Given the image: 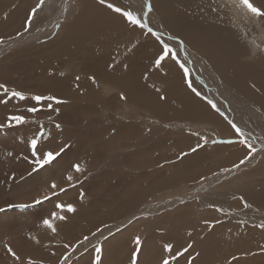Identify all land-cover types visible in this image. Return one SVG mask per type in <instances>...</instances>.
<instances>
[{
	"label": "rangeland",
	"instance_id": "rangeland-1",
	"mask_svg": "<svg viewBox=\"0 0 264 264\" xmlns=\"http://www.w3.org/2000/svg\"><path fill=\"white\" fill-rule=\"evenodd\" d=\"M159 1L155 0L152 8H146L141 16L143 23L146 22L144 15L152 10L158 20L163 22L166 33L157 35L159 39L157 36L154 38L150 35L149 30H146L149 29L148 27L143 29L131 26L123 17L105 6L111 3L122 10L131 11L140 20L139 15L143 11L139 1L105 0V4H100L98 0H86L81 10L79 9L74 14L73 21L64 29L55 32V35L52 34L41 41L26 42L0 53V85H4L8 90L5 93L4 89H0V264H60L62 258L74 247L78 249V252H74L68 264H96L97 248L100 249L99 264H133L134 255L136 264H162V260L165 259L162 250L168 254L170 264H197L199 259H196V255L187 254L191 248L188 247L189 240L184 241L188 244L184 245L180 251L171 249V252L164 249L170 244L163 245L160 242L163 236L168 239L175 237L174 230L169 229L168 223L173 217L175 219L181 209L187 214L181 224L185 228H188L191 222L199 224L203 229L225 228L224 235L226 236L231 235L232 226L236 223L238 226L243 222L237 229L255 231L264 239L261 234L264 230V204L251 207L239 197H235L230 199L231 209L227 210L229 212L225 211L220 215L214 209L216 216L214 213L207 216L214 218L211 220L206 218V221H201L199 218L210 207H204L196 199L193 202L188 200L186 205L174 206L171 210H164L163 213L157 215L134 219L136 221L127 224L123 230L108 233V236L90 241L87 245H82L80 249L77 246L79 242L85 240V237L92 239L91 235L101 228L112 230V224L135 215L143 207L165 203L175 197L185 195L208 179L226 171L231 165L225 164L226 167L220 168L214 166L219 158V155L217 157L215 155L216 150L220 151L221 155L218 161L223 160L224 162L226 151L231 148L229 146L243 140L244 144L240 143L242 148L236 147L238 151L234 149L237 156L235 162L234 160L227 162L234 165L243 159L242 156L252 151L253 146L240 134L237 135L238 140L235 135H231L228 139L226 137L230 135L222 130L226 135L219 137L214 132L215 128L210 124L213 127L211 128L207 123L212 118L209 109L206 113H197V115L193 113L192 107L184 110L186 107L179 106L185 96L188 98L191 96L181 89V84L191 92L193 103L202 102L204 109L206 105L204 95L198 88V82L190 78L189 71L185 77V68L180 66L182 64L175 63L174 65L169 62L165 65L168 61L164 59L158 68L155 63L163 53L164 40L167 37H173L177 44L184 45L180 37L168 33L172 31L169 25L176 24L177 27H183L184 32H172L184 33L189 39H197L194 40V51L205 58L209 57L208 53L212 49L219 46L221 39L232 33L231 29L235 27L232 21L235 18L232 20L229 15H224L225 13L220 10L221 4L219 5L218 0H188L191 4L184 8L180 4L177 6L179 8H176V4L181 0H167L171 2V7L167 8L157 6L156 3ZM64 2L67 3V0H50V2L47 0H0V46L24 35L23 33L29 27L33 31L38 29ZM40 4L46 6L45 15L42 18L31 17L32 11L36 10ZM170 9L173 10L170 11ZM241 13L238 22L239 29L243 25L242 30L246 39L251 41L258 39L257 36L255 37L257 30L251 26L253 25L252 17L248 18L244 10ZM260 18L257 17L258 23H262ZM251 30L253 32H250ZM55 38L57 39L54 42ZM94 41L95 45L88 47L89 49L98 48L100 44H112L113 58L118 60L112 69V83L109 79L93 81L91 84L96 86L89 91L92 93L95 90L96 92L91 100L85 101L86 104L83 103L84 101L83 104L80 103L82 106L79 110L74 109L77 101L68 100L63 93L53 92L49 95L57 96L56 100L63 101L59 104L49 100L37 103L32 99L33 96L45 94L41 87L47 84L44 74L56 67L61 68H58L59 72L65 75L74 73L73 76L76 78L77 72L74 70L78 55L74 52L81 51L82 48L86 49ZM142 41L145 42L146 47H156L157 52L150 54L142 48L138 49ZM214 41L217 43L213 44ZM241 43L244 48H248L246 41L242 40ZM75 44L80 49L71 51ZM153 57L156 58L152 61ZM245 60L244 62L239 61L238 64L249 66L248 63L251 62L247 61L248 59ZM254 63L252 61L251 64ZM167 66L172 67L176 72V87L171 86L176 85V82L168 83L170 74L166 73ZM67 70H69L68 73ZM155 70L157 74H154ZM188 84L191 87H188ZM13 91L22 93L25 98L20 100L11 97L9 94ZM68 91L72 90L68 88ZM198 92L199 95L196 94ZM49 104L51 108L48 107ZM55 105H60L61 108L56 110ZM33 107L37 111L29 112L28 109ZM64 107L72 108L77 116L75 118L67 116L62 119L58 114L64 110ZM11 116H21L24 122L16 124L15 121H9ZM57 124L60 125L59 128L56 127ZM96 126L95 133L93 129ZM219 128L231 130L228 125L223 124H219ZM22 131L26 135L23 136ZM126 132H130L131 135L135 133V135L131 137ZM175 132L178 133L176 134L178 137ZM36 138L39 141L36 140V148L33 149L31 140ZM67 140L68 142H65ZM188 141L191 143L189 144ZM26 142H28L27 149ZM224 145L229 148H223ZM214 146L215 151L211 152L210 148ZM34 151L36 156H33ZM48 152L54 155L59 153L50 162L51 166L46 167H54L58 171L49 170L50 182L41 181L40 178L32 180L33 185L29 187L32 189L30 194L26 198L21 194L19 199L23 200L15 203L16 196L12 190L18 186L27 188L25 185L18 184L29 181L32 173L42 170L38 168L33 171L37 167L34 161L38 157L43 159V155ZM75 166H79L80 171H76ZM260 166L239 170L238 174L232 175L224 183L231 189L240 186L242 189L240 192L246 195L260 194L264 188V169H258ZM205 170L208 172H203ZM236 175L239 177L235 178ZM69 176L72 178L70 181L67 179ZM248 182L249 184L244 186ZM53 183L56 184L55 189L51 187ZM81 193H83V198H81ZM37 201L40 202L37 203ZM238 203L243 205L242 208H234ZM57 204L72 205L75 212L69 213L61 210L56 207ZM20 205L24 207H19ZM82 208L85 209L84 212ZM53 213H56L57 217L64 216L65 219H53ZM234 215L237 216V221L232 217ZM27 219L28 223H34L33 226L25 227L24 222ZM44 220H49L54 224L55 233L44 226ZM188 233L190 232L183 233V236L189 237ZM137 238L139 245L136 243ZM260 244H257L256 252L264 256V243L261 246ZM181 246L182 243L177 247ZM6 249L15 250L14 255L3 256ZM218 257L224 256H217L214 259L215 262L211 264H233L232 258L219 259ZM179 258L183 260L177 262Z\"/></svg>",
	"mask_w": 264,
	"mask_h": 264
},
{
	"label": "bare ground",
	"instance_id": "bare-ground-1",
	"mask_svg": "<svg viewBox=\"0 0 264 264\" xmlns=\"http://www.w3.org/2000/svg\"><path fill=\"white\" fill-rule=\"evenodd\" d=\"M47 1L50 2V0H47ZM85 1L86 0H67V3L64 2L49 18H47L45 20L46 22L42 26H40L38 29L33 31L32 28L29 27L27 29V31L25 33H23L24 35L7 41L3 46L1 45L0 46V53L3 51L5 52L6 50H8L12 47L20 46L26 42L32 43L33 41H36V40L41 41V40L49 37L52 34L55 35L56 34L55 32H57L59 29H64L66 25L68 26V24L73 21L74 14L79 9L81 10V7L83 6V2H85ZM123 1L127 2L128 0H123ZM134 1H136V2L139 1V3H140V7H141V10L143 12L141 13V15H139V18H140V21L143 23L141 16L146 11V8H150V7L152 8L153 2H155V0H134ZM168 1L164 0V3L161 4V6L162 7L165 6L164 8L171 7V2H168ZM218 2H219V5L221 4L220 10L223 13H225L224 14L225 16L229 15V17L232 20L235 18L234 21H232V23H233L232 25H235V27L233 26L234 28L231 29L232 33L227 35L223 39H221L219 46L216 49L215 48L212 49L208 53L209 57L204 58V57L197 55L195 53V51H194L195 41H191L192 38L189 39L188 36H186L184 33L176 34L172 31L170 32L167 30L170 35L180 37L182 39L184 45L177 44V41L174 40L173 37H171V38L167 37L168 40L167 39L164 40V44L172 49V53L170 54V57L168 56L165 58V60L168 61L167 63L165 62V65H168L169 62L173 63L174 65H175V63L182 64L184 66V68L190 72V75H189L190 78L198 82V88L200 89L201 94L204 95V98H205L204 100H206L205 104L207 105V106L205 105V109H204V107H202V105H201L202 102L199 104L193 103L192 98H191L193 96H192L191 92H189L187 90V88L181 84L180 85L181 89L184 90L185 92H187V94L191 95V96H190V98H188L187 96L184 95L185 96L184 101L182 103L180 102L179 106H181L183 108L186 107L184 110H186L187 107H189V108L192 107L193 113L195 112L196 114L197 113H203L204 114V112L206 113L209 109V112L212 114V118H210L211 121L207 122V123L209 124V126L211 124L215 128L214 132H216V134L219 137L225 136L226 135L225 133L230 135L229 137L228 136L226 137L228 139L231 138V135L237 136L238 135L237 132L234 134L236 129L233 128V126H232L233 124H235L236 128H238L240 130V135L245 140H247L250 145L253 146L252 151H250L249 154H247L246 156L241 155L243 159L241 158L242 160H240L238 164L234 165V164H230L227 162L232 161V160H234V162H235V158H237V156L234 152V149L236 151H238L236 147H241L242 145L240 143H236V144H233L232 146H229L231 148H229L227 145L222 146L223 148H229V150L227 149L228 151H226L225 161L224 162H223V160L218 161L221 159L220 158L221 155H220V151L216 150L215 155H216V157H217V155H219V158L215 162L214 166L215 167L217 166V168H220V167H226V166H224L225 164L231 165L226 171L218 174L217 176H215L211 179H208V181H206V182H203V183L201 182L202 184L195 187L192 191L187 192L185 195L175 197L174 199L167 201L165 203L149 205V206L147 205V206L143 207L140 210V212H137L135 215L129 216V218L122 220L121 222H118L116 224H112V230H109L107 228H105V229L101 228L99 231H97L93 235H91L92 239L88 238V239H85V240H82L81 242H79L77 244L79 249L81 248L82 245H87L90 241H95V240L107 235L108 233H113L114 231L123 230L127 224H130L132 221H136L137 219H139L142 216L143 217H149V216H153V215L163 213L164 210H166V211H167V209L171 210V208H173L174 206L176 207V206L182 205V204L186 205L185 203H187L188 200L193 202V200L196 199V200H199V202L202 205H204V207H207V208L210 207V209L208 208V210H206L203 214H201V217L198 215L201 221H206V218H210V220H211L212 217H207V216L213 215V213L216 216V214H215L216 210L221 215V214H224L225 211L231 209V205H230V202H231L230 199L231 198H235V197L238 198L239 197L241 200L244 201L245 204H247L251 207L260 206V205L264 204V188H263L262 192H260V194H256L255 196H251L252 193H251V195H246L245 193L240 192L242 190L240 188V186L231 189L230 187H228L226 185V183H224V181H226L227 179L232 177V175L238 174L239 170L251 168V167H256V166H260V165L261 166L258 167V169H260V168L264 169V45H262V43L264 44V17L260 18V20L263 23V25H260L262 23L257 22L258 21L257 17L251 16L250 14L245 13L248 16V18L251 19V17H252L251 20H253V22H252L253 25H251V26H254L255 29L257 30L255 37L257 36L258 39H256L254 37L256 40L251 41V40L246 39L244 31L242 30L243 25H241V27L239 29V25H238L239 15H240L242 9H240L238 7V0H218ZM250 2L255 7L264 11V0H250ZM149 3H150V5H149ZM45 4L44 5L40 4L39 7L35 11H32L31 17L34 16L35 18H42L45 15V10H44V8L46 7ZM179 4L180 3L176 4V8H179V7H177V6H179ZM171 10H173V9H170V11ZM226 12H227V14H226ZM212 17H215V15H212ZM188 18H191V17L188 16ZM144 19L146 21L144 23L147 25V27L149 29H151V31H149L150 35L153 36L154 38H156L157 35H164L166 33V28H165L163 22L158 20V18L156 17V15L154 14V12L152 10L144 15ZM34 21H36V19H34ZM34 21H32V23H34ZM252 28H250V29H252ZM143 29H145V28H143ZM149 29H146V30H149ZM91 32H92V30H91ZM250 32H253V31L251 30ZM153 33H155L156 35H153ZM88 35H90V34H88ZM259 37L262 40H260ZM57 38H58V35H57ZM57 38H55L54 42L56 41ZM80 38H83V37H80ZM85 40H86V38H85ZM240 40L241 41L243 40L244 42L246 41V45L248 46V48H244L243 47L244 45L241 43ZM94 43H95V41L93 43H91L90 45H88L86 49L82 48L81 51L74 52V53H77V55H78V58L75 61L76 69L74 70V72H77V75H75L76 78H74V76H73L74 73L72 75L71 74L65 75V74L59 72V69H61L59 67H56V69H53L51 72L44 74V80H47V84L41 85L42 90L45 93L44 95H42L43 97H45V96L48 97L53 92L63 93L64 95H66L65 97H67L68 100L69 99H75L77 101V104L74 106V109L79 110V108L81 109L80 106H82V105H80V103H82L83 101H84L83 103H85V101H87L89 99L91 100L92 96L96 92L95 90H93L92 93L89 91V89H92L94 86H96L94 84H91L93 81H97V80H101V79H109V80H111L110 82L112 83V78H113L112 77V69L115 67L116 62L118 61L117 59L113 58L112 44H109V45L100 44V47H98V48H94V49L90 48L89 49L88 47L94 46L95 45ZM216 43H217V41H214L213 44H216ZM139 48L144 49L145 51L149 52L150 54H152L153 52H157L156 47H154V46H147L146 47L145 42H143V41L141 42V44L138 45V49ZM79 49L80 48L75 44L72 47L71 51H77ZM135 51H136V49H135ZM131 52H133V50H131ZM147 52H146V55H148ZM172 54L175 55V57H176L175 60H173L171 58ZM148 58H150V57H148ZM154 58H156V57H153L152 61L154 60ZM245 59H248L247 61H249L251 63H252V61H254L255 63L254 64L248 63L249 66H246V65L241 64V63L238 64L239 61H241V62L246 61ZM212 60H214V61L212 64H210V62ZM43 69L45 70V66ZM72 69H73V67H72ZM166 69H167L166 73L169 72V74H170V79H169L168 83L171 84L172 82H176V85H174V84L171 85L173 87H176L177 86V79H176V75H175L176 72L173 71L174 69H172V67L170 68L167 66ZM69 70H67L66 72L68 73ZM152 72H154V71H152ZM154 74H157L156 70H155ZM69 75H71V76H69ZM45 76H47V78H45ZM146 76H148V75H146ZM149 76H151V75H149ZM77 77H79V79H77ZM159 78H160V76H159ZM73 79H75V80H73ZM146 79H148V78H146ZM158 81H159V79H158ZM180 82H182V80ZM130 83H132L131 80H130ZM192 83H191V85H192ZM252 85H254V87H251ZM180 86H178V88H180ZM188 87H189V84H188ZM68 88H70L72 91L69 92ZM127 89H129V87ZM131 89H132V87H131ZM147 89H148V87H147ZM103 90L106 91L107 89L103 88ZM89 92H90V94H89ZM130 95H131V93H130ZM63 96H61V97H63ZM52 97H54L55 99L57 98V96H53V95H52ZM166 98H168V97H166ZM201 99H200V101H201ZM209 101H211V104L209 103ZM213 104L216 106L215 109H213V107H212ZM54 107L56 110H58V108H61L60 105H55ZM159 107H161V106H159ZM202 109H204V110H202ZM89 111H90V109H89ZM188 111L190 112L191 110H188ZM196 111H198V112H196ZM75 113H76V111L74 112L72 108L68 109V107H64V110L60 111V113L59 114L57 113V114L63 119V117H67V116H71V117L75 118V116H77ZM186 113H187V111H186ZM157 115L160 117L159 114H157ZM205 115H207V114H205ZM213 116H214V120H213ZM194 117H196V115H194ZM207 119H209V118H207ZM219 124L220 125H222V124L228 125L231 130L226 129V128L220 129ZM92 125H95V124L92 123ZM210 127H209V129H210ZM213 127H211V128H213ZM25 129L26 128H24V130ZM93 130L96 133L97 126ZM222 130H225L226 132L223 134ZM23 131H22V134L24 136V135H26V133ZM126 133H125V135H126ZM128 134H130V132L127 133V135ZM176 134H178V133L175 132V135ZM132 135L134 136L135 133L134 134L132 133ZM132 135L130 134L131 137H133ZM75 136L77 137V133H75ZM170 137H171V134H170L169 138ZM176 137H178V136L176 135ZM172 138H174V137H172ZM235 138L238 140L239 137L237 136ZM91 139H92V137H91ZM35 140H38V138H36ZM185 141H186V139H185ZM191 141L190 142L188 141L189 144L191 143ZM28 142H26V149L28 146ZM60 142H61V140H60ZM65 142H68V140ZM47 144H43V146L46 147ZM23 145L25 146L24 143H23ZM19 148H20V146L18 147V149ZM173 148H174V145H173ZM210 149H211V152H214L215 146L210 148ZM205 151H206V153H208L207 150H205ZM209 152H210V150H209ZM222 152L223 151H221V153ZM244 153H245V151H244ZM147 157L148 156H146V158ZM158 158H160V157H158ZM156 159H157V157H156ZM131 161H132V159H131ZM138 161H139V159H138ZM50 166H51V163L46 164L45 166L42 167L41 171L38 170L37 172L32 173L30 175L29 181L20 182L18 184V185H25V186H27V188H23V187L17 185L18 187H15L16 189L12 190V192L14 191L13 194L16 196V198L14 199L15 203H17V201L19 202V201L23 200V199H19L21 194L25 198L30 194L32 189H29V187L31 185H33L32 180L35 181V180L40 178L39 180H41V181L46 180L47 182H50L49 170L52 169V170L58 171V169H56L54 167L46 168V167H50ZM203 172H208V171L205 170ZM45 176H49V177H45ZM234 177L237 178L239 176L236 175ZM262 179H263V176H262ZM248 184H249V182L244 184V186H246ZM149 190H150V188H149ZM250 190H251V188H250ZM253 194H255V192H253ZM242 206L238 203L234 208L240 209V208H242ZM207 208H205V209H207ZM214 209H216V210L214 211ZM82 210H83V212L85 211L84 208H82ZM227 212H229V211H227ZM233 214H235V213L233 212ZM186 217H187L186 211H183L181 209L177 213V215L175 216V219H173L174 217L172 218V221L168 223V227L170 230H174L173 233H174L175 237L172 239H168L167 237L163 236L160 239V242L163 245L170 244L171 249H175L176 251H180V249H182V247L184 245L188 244V242L186 243L184 241L189 240L191 248H189L190 251L187 254L188 255H194L195 254L196 259H199L197 264H211L214 261V259H216L217 256H224V257H218L219 259H230V258H232L233 264H244V263H246V264H264V256L260 255V254L258 255V253L256 252L257 251L256 250L257 244L261 243L260 244V246H261L264 243V239L262 238V236L260 234H258L255 231H252V230L248 231V229L241 231V229H239V228H238L239 229L238 230L237 227H240V225L243 222L238 226H237L238 223H236L235 226H232L231 228L233 231H232V233H230L231 235L225 236L224 235V233H225L224 230H226L225 228H221V229L218 228L216 230L203 229L199 226V224L192 223V222L188 226V228H185L181 224H182V220L185 219ZM232 217L237 221V219H236L237 216L234 215ZM134 219H136V220H134ZM212 219H214V218H212ZM79 220H81V219H79ZM177 221H178V225H176ZM28 222H29L28 219L24 222L25 227L33 226V224H34L33 222L32 223H28ZM58 225H59V223H58ZM59 228L60 227L58 226V229ZM227 229L229 230L230 228H227ZM60 230H61V228H60ZM62 230H64V229H62ZM188 231L190 232V233H188L189 237L185 238L183 236V233L188 232ZM169 232H171V231H169ZM261 234L264 236V230H263V232H261ZM180 243H182V246L180 248H178L177 246H179ZM176 244H178V245H176ZM21 246H22V244H21ZM188 247H189V245H188ZM151 249H153V248H151ZM8 250L9 249L4 250L3 256L9 254ZM11 250H12V253L15 252V250H13V249H11ZM77 250L78 249H76V247H74V249H72L65 257L62 258L60 264H68L70 259L73 256L74 252ZM250 252H252V254H250ZM170 254H172V253H170ZM162 255L168 259V256H167L168 254L166 252H164L163 250H162ZM252 257H256L257 259H253ZM182 260H183V258H179L177 260V262H180ZM141 261H143V260H141Z\"/></svg>",
	"mask_w": 264,
	"mask_h": 264
},
{
	"label": "snow or ice",
	"instance_id": "snow-or-ice-1",
	"mask_svg": "<svg viewBox=\"0 0 264 264\" xmlns=\"http://www.w3.org/2000/svg\"><path fill=\"white\" fill-rule=\"evenodd\" d=\"M98 3L105 4V0H98ZM105 6L107 8H109L110 10H112L113 12L119 14L121 17H123L124 20H126L129 25L135 26V27H140V28H147V25L145 23H142L131 11L122 10L119 7H115L111 3H108ZM238 6L242 10H244L246 13L250 14L251 16H254V17H264V11H262L261 9L255 7L250 2V0H238ZM149 10H151V9H149ZM33 11H35V10H33ZM149 31H151V29H149ZM153 35H156V34L153 33ZM157 39H159L158 36H157ZM171 53H172V49L170 47H168L167 45H164V47H163V53L156 60V65L159 66L160 63H161V61L164 60L166 57H168ZM171 58L173 60L176 59V57H175L174 54H172ZM180 66H181V68L184 67L183 65H180ZM184 71H185V77H187V74H188L187 73V69H184ZM77 79H79V77H77ZM189 87H191V85H189ZM0 89H4V92L5 93H7V91H8L7 88L4 87V85H0ZM196 94L199 95V93H196ZM9 95L11 97H16V98H18L20 100H23L25 98L24 95L22 93L18 92V91H13ZM121 98L123 99L124 97L122 96ZM32 99L35 100L37 103H39L42 100L54 101L57 104L63 103V101L56 100L54 97H51V96H48V97L33 96ZM209 103L211 104V101H209ZM48 107L51 108V104H49ZM212 107H213V109H215L216 106L213 104ZM28 111L29 112H35V111H37V109L33 107V108H29ZM9 121H15L16 124H21V123L24 122L23 121V118L21 116H11V117H9ZM9 126H11V124H9ZM232 126H233V128L236 129L237 134H240V130L238 128H236L235 124H233ZM56 127L59 128L60 125L57 124ZM240 143L241 144H244V141L241 140ZM36 144H37V141L35 139H33L31 141V145H32V148L33 149L36 148ZM56 155H59V153H57V154L54 155L53 153L48 152V153H45L43 155V159H40L38 157L34 161V163L36 164L37 167L34 168L33 171H36L38 168H42L46 164H49L52 160L55 159ZM33 156H36V152L35 151L33 152ZM30 162H32V161H30ZM75 170L76 171H80L79 166H75ZM67 179L70 181L72 178H71V176H69V177H67ZM51 187L53 189H55L56 188V184L53 183L51 185ZM61 191H64V189H61ZM81 198H83V193H81ZM39 202L40 201H37V203H39ZM19 207H24V206L23 205H20ZM56 207L59 208V209H61V210H66L69 213L75 212V208L72 205L62 206L60 204H57ZM52 216H53V219H57V218L60 219V220H64L65 219L64 216L57 217L56 213H53ZM43 223H44V226L46 228L50 229L53 233H55L56 228H55V226H54L53 223H51L49 220H44ZM85 239H87V237H85ZM136 243H137V245H139V239L138 238L136 240ZM65 247H67V245ZM189 247H191V245H189ZM8 251H9V254L14 255V253H12V250L11 249H9ZM96 251H97L96 264H99V261H100V256H99L100 249L97 248ZM165 251L171 252V247L170 246L166 247L165 248ZM185 251H187V249H185ZM180 254H182V253H180ZM173 258H175V257H173ZM132 262H133V264H136V257H135V255L132 258ZM162 264H170L169 259H167V258L163 259L162 260Z\"/></svg>",
	"mask_w": 264,
	"mask_h": 264
},
{
	"label": "crops",
	"instance_id": "crops-1",
	"mask_svg": "<svg viewBox=\"0 0 264 264\" xmlns=\"http://www.w3.org/2000/svg\"><path fill=\"white\" fill-rule=\"evenodd\" d=\"M164 3V0H160L159 2H157L156 4H157V6H161V4H163ZM180 4H181V6L184 8V6H190V2H188V0H181L180 1ZM165 7V6H164ZM184 24V23H183ZM186 25V24H185ZM169 27H170V29L172 30V31H174V32H178V33H180V32H184L183 31V27H177L176 26V24H174L173 26H171V25H169ZM203 37H205L204 35H203ZM194 40H197V39H194ZM193 39L191 40V41H194ZM192 43V42H191Z\"/></svg>",
	"mask_w": 264,
	"mask_h": 264
}]
</instances>
